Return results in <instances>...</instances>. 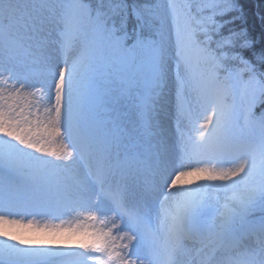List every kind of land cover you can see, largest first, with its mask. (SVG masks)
Returning a JSON list of instances; mask_svg holds the SVG:
<instances>
[{"label":"snow or ice","instance_id":"snow-or-ice-1","mask_svg":"<svg viewBox=\"0 0 264 264\" xmlns=\"http://www.w3.org/2000/svg\"><path fill=\"white\" fill-rule=\"evenodd\" d=\"M242 21L0 0V264H264V33Z\"/></svg>","mask_w":264,"mask_h":264},{"label":"trees","instance_id":"trees-1","mask_svg":"<svg viewBox=\"0 0 264 264\" xmlns=\"http://www.w3.org/2000/svg\"><path fill=\"white\" fill-rule=\"evenodd\" d=\"M128 2L143 3L145 0H128ZM238 2L244 12V21L241 24L247 28L249 36L254 39L258 50L262 41V33H264V23L261 21V17L264 16V0H238ZM260 70L264 71V68ZM261 111H264V104L258 103L255 112L259 115ZM255 215L259 216L260 213H255Z\"/></svg>","mask_w":264,"mask_h":264},{"label":"rangeland","instance_id":"rangeland-1","mask_svg":"<svg viewBox=\"0 0 264 264\" xmlns=\"http://www.w3.org/2000/svg\"><path fill=\"white\" fill-rule=\"evenodd\" d=\"M160 2H163V0H160ZM121 111H122V110H121ZM112 115L115 116L116 113H112ZM255 213H260V209L257 208V209L255 210ZM28 218L30 219L31 217H28ZM61 219H64V220H72L73 218H72V217H69V216H65V217H61ZM54 222L59 223L60 221H59V220H56V221H54Z\"/></svg>","mask_w":264,"mask_h":264}]
</instances>
